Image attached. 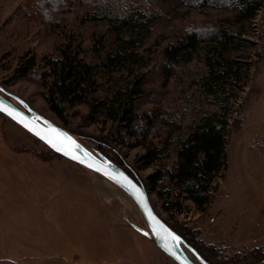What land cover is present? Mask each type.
I'll return each mask as SVG.
<instances>
[{
    "label": "rangeland",
    "instance_id": "1",
    "mask_svg": "<svg viewBox=\"0 0 264 264\" xmlns=\"http://www.w3.org/2000/svg\"><path fill=\"white\" fill-rule=\"evenodd\" d=\"M242 1H260L263 7L253 19H241ZM157 7L161 18L152 31L130 48L121 66L99 74L88 102L71 106L63 122L45 100L44 59L57 57L64 44L95 61L112 33L101 21L90 20L93 9L77 3L52 10L49 0H0V87L72 131L91 149L98 150L96 144L105 139L108 150L147 184L151 202L165 222L190 227L199 241L216 247L217 253L210 256L214 264H264V0H159ZM86 10L90 14L83 17ZM218 28L250 41L226 53L249 68L236 85L222 95L206 92L203 77L209 68L201 57L168 78L161 75L168 43L190 29L207 33ZM112 48L107 45L105 51ZM31 59L36 65L22 76L20 69ZM147 71L148 97L140 113L162 115L165 127L140 145L134 138L117 142L111 133L117 123L103 108ZM223 105L231 107L226 114L230 125L238 116L243 123L239 130L228 127L227 167L212 182L205 210L174 184L169 198L159 197L148 177L155 171H172L180 144L200 117L227 112ZM152 145L158 149L156 161L147 166L142 156ZM100 182L95 173L50 152L0 113V264H177L130 227L133 223L147 228L137 205L105 195L106 186ZM259 249L263 258L251 259Z\"/></svg>",
    "mask_w": 264,
    "mask_h": 264
},
{
    "label": "trees",
    "instance_id": "2",
    "mask_svg": "<svg viewBox=\"0 0 264 264\" xmlns=\"http://www.w3.org/2000/svg\"><path fill=\"white\" fill-rule=\"evenodd\" d=\"M158 2L159 0H49L52 10L56 7L69 9L74 3L84 9H93L90 20L101 21L100 24L112 33L110 41L98 49L99 56L95 61L80 57L74 53L71 45L64 44L58 49L57 57L44 59L46 71L42 79L46 89L45 100L61 121H66L71 106L88 102L101 72L105 70L113 72L121 66L125 58L130 56V48L139 45V42L152 31L161 18ZM241 6L238 17L246 20L253 19L263 4L260 1H242ZM88 14L90 12L86 10L83 17ZM240 35L219 28L207 33L198 29L188 30L185 35L164 47L161 75L168 78L182 65L201 57L209 68L208 74L203 77L205 91L212 95H222L229 86L236 85L249 72L247 63L226 56L227 52L239 50L245 42H250ZM107 45H112V50L105 51ZM26 64L19 71L22 72V76L31 73L36 65L34 60ZM150 74V71L143 73L132 87L121 95L115 94L103 108V112L117 123V127L111 132L116 136L117 142L125 143L128 138H134L137 140L135 144L140 145L150 133L156 134L165 127V117L162 115L156 112L140 113V104L148 97L145 84ZM92 109V113H95L94 106ZM222 109L228 111L200 117L189 136L180 144L176 166L172 171L159 170L148 177V182L159 197L169 198L170 186L174 184L200 210H205L212 182L223 176L227 167L228 127L232 126L239 130L243 123L242 117L238 116L230 125L226 114L230 112L231 107L223 105ZM86 118L91 121L90 115ZM104 140L101 139L96 148L123 167L138 183L145 185L146 183L142 182L123 159L108 150ZM157 150L154 145L149 146L142 156L147 166L156 161ZM50 152L56 154L52 150ZM168 179L169 187L165 185ZM166 223L210 264H214L210 256H215L216 247L199 241L196 232L190 227L182 225L175 227ZM250 258L258 260L263 258V253H260V249L255 250Z\"/></svg>",
    "mask_w": 264,
    "mask_h": 264
},
{
    "label": "water",
    "instance_id": "3",
    "mask_svg": "<svg viewBox=\"0 0 264 264\" xmlns=\"http://www.w3.org/2000/svg\"><path fill=\"white\" fill-rule=\"evenodd\" d=\"M0 109H4L0 110V113L42 141L56 154L103 176L126 192L139 208L147 224V228L133 223L130 227L151 239L177 264H210L164 221L154 208L147 188L138 183L123 167L101 151L86 146L64 127L46 118L23 99L1 87Z\"/></svg>",
    "mask_w": 264,
    "mask_h": 264
},
{
    "label": "bare ground",
    "instance_id": "4",
    "mask_svg": "<svg viewBox=\"0 0 264 264\" xmlns=\"http://www.w3.org/2000/svg\"><path fill=\"white\" fill-rule=\"evenodd\" d=\"M96 176L100 179L101 181L100 184L104 183V185L106 186V189L102 190V193H104L105 195L109 194L111 196L119 197L125 203L131 202V201L133 202L130 196L126 192H124L122 189H120L118 186H116L115 184H113L112 182H110L109 180H107L101 175L96 174Z\"/></svg>",
    "mask_w": 264,
    "mask_h": 264
},
{
    "label": "snow or ice",
    "instance_id": "5",
    "mask_svg": "<svg viewBox=\"0 0 264 264\" xmlns=\"http://www.w3.org/2000/svg\"><path fill=\"white\" fill-rule=\"evenodd\" d=\"M0 110H4V109H0ZM78 147V146H77ZM59 150V149H58ZM174 239H175V237H174Z\"/></svg>",
    "mask_w": 264,
    "mask_h": 264
}]
</instances>
